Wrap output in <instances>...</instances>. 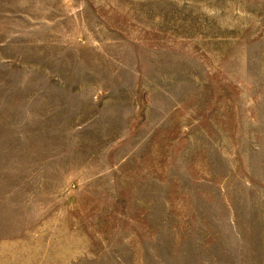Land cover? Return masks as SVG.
<instances>
[{"label": "rangeland", "instance_id": "rangeland-1", "mask_svg": "<svg viewBox=\"0 0 264 264\" xmlns=\"http://www.w3.org/2000/svg\"><path fill=\"white\" fill-rule=\"evenodd\" d=\"M0 264H264V0H0Z\"/></svg>", "mask_w": 264, "mask_h": 264}]
</instances>
